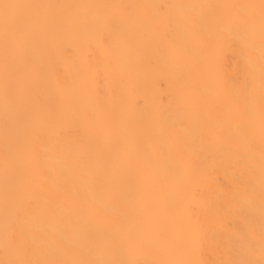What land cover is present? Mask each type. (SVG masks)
<instances>
[{
	"label": "bare ground",
	"instance_id": "obj_1",
	"mask_svg": "<svg viewBox=\"0 0 264 264\" xmlns=\"http://www.w3.org/2000/svg\"><path fill=\"white\" fill-rule=\"evenodd\" d=\"M0 264H264V0H0Z\"/></svg>",
	"mask_w": 264,
	"mask_h": 264
}]
</instances>
